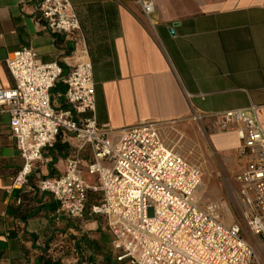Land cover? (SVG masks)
Returning a JSON list of instances; mask_svg holds the SVG:
<instances>
[{"label":"crops","instance_id":"0c3cea01","mask_svg":"<svg viewBox=\"0 0 264 264\" xmlns=\"http://www.w3.org/2000/svg\"><path fill=\"white\" fill-rule=\"evenodd\" d=\"M70 2L81 30L67 36L47 30L37 14V0H0V85H13L6 59L21 48L34 49L43 63L58 61L65 71L90 61L97 122L117 135L159 122L163 135L176 126L195 145H210L233 168L228 198L240 215L233 181L246 162L235 152L240 141L236 134L212 135L210 121L193 116L253 105L264 129V0H155L153 20L136 0ZM65 92L60 82L53 91L56 106H65ZM78 147L77 139L61 134L45 150L29 185L19 189L14 179L24 160L9 117H0V264H117L104 219L72 220L38 190L42 179L65 172ZM83 158L85 165L91 161L90 149ZM210 204L229 208L228 203ZM74 237H85L94 248L75 251Z\"/></svg>","mask_w":264,"mask_h":264},{"label":"built area","instance_id":"2783aa9c","mask_svg":"<svg viewBox=\"0 0 264 264\" xmlns=\"http://www.w3.org/2000/svg\"><path fill=\"white\" fill-rule=\"evenodd\" d=\"M136 2L153 20L155 0ZM37 14L52 34L72 36L81 30L70 0H37ZM6 66L13 85H0V117H9L24 160L14 179L17 188L29 185L45 150L67 134L79 147L65 172L42 179L38 190L72 220L104 219L117 264H264V129L256 106L193 116L209 120L212 135L236 134L240 141L235 152L246 162L233 179L240 221L228 224L221 205L201 206L195 200L203 172L168 143L163 124L144 123L117 135L97 122L90 61L65 71L58 61L43 63L34 49L25 47L11 53ZM60 82L66 86L65 106L54 104L53 91ZM87 148L92 159L85 165ZM250 234L258 238L262 252Z\"/></svg>","mask_w":264,"mask_h":264},{"label":"rangeland","instance_id":"374dc122","mask_svg":"<svg viewBox=\"0 0 264 264\" xmlns=\"http://www.w3.org/2000/svg\"><path fill=\"white\" fill-rule=\"evenodd\" d=\"M164 135L168 143L177 152L198 164L203 170V182L195 194V200L198 204L205 206L210 203H228L230 210L225 207L222 211L224 221L228 224L233 222L231 213L234 215V221H240L238 210L230 203V198H228V190L232 184L233 168L231 164L225 161L223 155L213 153L210 145L205 144L203 148L195 145L176 126L164 130ZM102 222L105 224L104 220ZM250 239L260 251L262 244L258 238L250 234Z\"/></svg>","mask_w":264,"mask_h":264},{"label":"trees","instance_id":"16d2710c","mask_svg":"<svg viewBox=\"0 0 264 264\" xmlns=\"http://www.w3.org/2000/svg\"><path fill=\"white\" fill-rule=\"evenodd\" d=\"M94 200L97 201V197L96 198L95 197H91V201H94ZM73 240H74V244L73 245H74L75 251H78V250H80L82 248H83V251L87 250L88 248L90 250H92L94 248L93 245H92V242H90L85 237H82L79 240L77 239V237H74ZM116 258H117V253H116ZM54 264H59V262H55Z\"/></svg>","mask_w":264,"mask_h":264},{"label":"water","instance_id":"95a60500","mask_svg":"<svg viewBox=\"0 0 264 264\" xmlns=\"http://www.w3.org/2000/svg\"><path fill=\"white\" fill-rule=\"evenodd\" d=\"M171 34L173 35L174 34V31L173 30H170Z\"/></svg>","mask_w":264,"mask_h":264},{"label":"bare ground","instance_id":"6f19581e","mask_svg":"<svg viewBox=\"0 0 264 264\" xmlns=\"http://www.w3.org/2000/svg\"><path fill=\"white\" fill-rule=\"evenodd\" d=\"M260 251H262V248H261V250Z\"/></svg>","mask_w":264,"mask_h":264}]
</instances>
